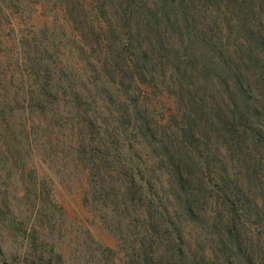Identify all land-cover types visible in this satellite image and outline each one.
Instances as JSON below:
<instances>
[{"label": "trees", "instance_id": "16d2710c", "mask_svg": "<svg viewBox=\"0 0 264 264\" xmlns=\"http://www.w3.org/2000/svg\"><path fill=\"white\" fill-rule=\"evenodd\" d=\"M1 130L2 167L32 177L20 200L45 176L60 184L37 165L49 149L101 224H133L147 264H258L246 226L264 211L249 189L264 185V0H0Z\"/></svg>", "mask_w": 264, "mask_h": 264}, {"label": "rangeland", "instance_id": "374dc122", "mask_svg": "<svg viewBox=\"0 0 264 264\" xmlns=\"http://www.w3.org/2000/svg\"><path fill=\"white\" fill-rule=\"evenodd\" d=\"M47 13L48 11L39 8L35 13L37 21L42 23L47 20ZM52 19L53 16L50 15L49 20ZM55 37V47L49 49L52 56L61 40L58 34ZM164 73L163 68H156L155 74L162 76ZM157 84L159 87L158 81ZM159 88L162 90L160 92L165 104V118H167L170 113L167 109L174 106V97L169 96L168 91H164L167 90L166 86L160 85ZM3 140L2 132L0 147L4 143ZM47 152L46 157L43 155L37 160V165L41 166L46 173H52L55 178L60 176V184L50 187L52 184L49 186L48 178L45 176L44 183L48 186L40 184V192L37 190V194L32 191L27 200L19 199L20 180L21 177L32 178L31 175L21 171L19 165H12V169L8 171L7 165L5 168L2 167L4 160L0 158V212L4 219V221L0 219V264H147L145 257L151 254H133L139 243L133 224L121 226H126L123 232L116 233L112 231L113 227L107 228L101 224L92 209L84 205V190L78 179L81 173L74 175L73 164L65 160L54 166L56 155L50 153L49 149ZM22 162L24 164L25 161ZM27 166L30 167V162ZM42 168L38 170L41 176L44 175ZM243 174L244 172L241 173L243 183L247 185L248 178ZM162 183L165 184V180L162 179ZM253 185L255 187L251 186L249 189L256 194L259 203L263 202L262 208H264V185ZM10 193L12 202L8 200ZM37 201L40 204L39 207H43V211L35 216L32 207ZM262 219H264L263 210L258 216L253 214L246 226L249 234L256 233L255 238L251 237L254 249L251 257L258 264H264V250H260L264 240L261 241L260 247L257 246V231L264 222ZM190 232V241L192 245L197 244L195 251L198 252V230L192 228ZM120 235L126 238L123 245L118 243ZM97 243L104 247L115 248L116 254H100ZM145 245L148 246L147 241ZM58 250L63 251V254H55ZM194 255L198 258V254ZM178 258L172 263L177 264Z\"/></svg>", "mask_w": 264, "mask_h": 264}]
</instances>
